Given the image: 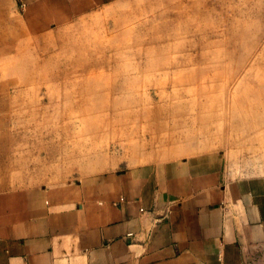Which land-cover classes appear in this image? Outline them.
<instances>
[{"label":"rangeland","instance_id":"rangeland-1","mask_svg":"<svg viewBox=\"0 0 264 264\" xmlns=\"http://www.w3.org/2000/svg\"><path fill=\"white\" fill-rule=\"evenodd\" d=\"M22 33L0 30V158L35 181L168 148L264 172V0H126Z\"/></svg>","mask_w":264,"mask_h":264},{"label":"crops","instance_id":"crops-1","mask_svg":"<svg viewBox=\"0 0 264 264\" xmlns=\"http://www.w3.org/2000/svg\"><path fill=\"white\" fill-rule=\"evenodd\" d=\"M124 1L0 0V30L41 36ZM23 159L0 158V264H264V172L168 148L46 183Z\"/></svg>","mask_w":264,"mask_h":264}]
</instances>
